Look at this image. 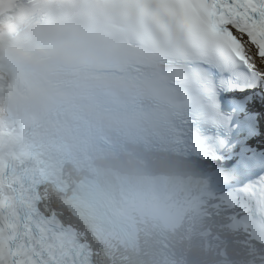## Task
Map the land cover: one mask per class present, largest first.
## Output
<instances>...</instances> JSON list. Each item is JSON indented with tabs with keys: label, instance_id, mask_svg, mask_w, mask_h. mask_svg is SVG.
<instances>
[{
	"label": "snow or ice",
	"instance_id": "snow-or-ice-1",
	"mask_svg": "<svg viewBox=\"0 0 264 264\" xmlns=\"http://www.w3.org/2000/svg\"><path fill=\"white\" fill-rule=\"evenodd\" d=\"M180 21L207 97L209 149L264 188V0H155ZM0 264H82L33 188L0 161Z\"/></svg>",
	"mask_w": 264,
	"mask_h": 264
},
{
	"label": "clouds",
	"instance_id": "clouds-1",
	"mask_svg": "<svg viewBox=\"0 0 264 264\" xmlns=\"http://www.w3.org/2000/svg\"><path fill=\"white\" fill-rule=\"evenodd\" d=\"M19 19L23 28L33 32L37 44L36 50L26 51L13 45L0 47V63L7 70L24 79H38L50 64L62 66L66 73L73 78H89L90 73L78 60H69L63 49H57L50 54L42 55L39 49L46 43L55 41L57 31L55 27H36L32 21L18 12L13 13ZM46 94L39 89L18 90L10 95L9 103L22 114L39 112L42 110Z\"/></svg>",
	"mask_w": 264,
	"mask_h": 264
},
{
	"label": "bare ground",
	"instance_id": "bare-ground-1",
	"mask_svg": "<svg viewBox=\"0 0 264 264\" xmlns=\"http://www.w3.org/2000/svg\"><path fill=\"white\" fill-rule=\"evenodd\" d=\"M188 221V219H187ZM181 228H185L183 230V234L186 233L185 231H187L190 228V220L188 221L187 225L184 226L183 224H181ZM184 238H186V235L184 234ZM100 249L97 250V260L99 262H101V264H110L111 260H112V256L114 251L117 250V248L115 246H111L109 244L105 245V244H101L100 243Z\"/></svg>",
	"mask_w": 264,
	"mask_h": 264
}]
</instances>
